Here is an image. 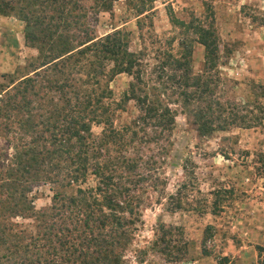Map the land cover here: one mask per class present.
<instances>
[{"label": "trees", "instance_id": "obj_1", "mask_svg": "<svg viewBox=\"0 0 264 264\" xmlns=\"http://www.w3.org/2000/svg\"><path fill=\"white\" fill-rule=\"evenodd\" d=\"M115 1L0 0V15L24 24V44L37 53L22 75L15 72L0 88L1 130L14 138L10 166L0 169L7 196L0 210V264H128L124 252L141 222L143 198L163 183L161 158L175 125L173 105H180L199 137L264 129V106L226 96L232 81L218 71L211 24L173 19L185 37L176 50L171 40L168 49L167 42L153 40L159 48L150 64L151 50L143 44L132 51L124 28L98 36L90 27L88 15L110 14ZM145 2L134 8L138 30L150 11ZM191 31L204 48L197 75L186 38ZM123 74L129 82L116 99L110 83ZM130 102L136 115L115 126L116 113ZM93 126L101 127L99 135ZM151 144L158 161L146 156ZM41 184L51 186V204L35 210L27 195ZM15 219L30 220L32 230ZM185 246L163 254L169 262L181 261ZM217 264L231 263L220 257ZM257 264H264L262 248Z\"/></svg>", "mask_w": 264, "mask_h": 264}, {"label": "rangeland", "instance_id": "obj_2", "mask_svg": "<svg viewBox=\"0 0 264 264\" xmlns=\"http://www.w3.org/2000/svg\"><path fill=\"white\" fill-rule=\"evenodd\" d=\"M146 1L144 6L150 11L142 30L134 17L140 0H117L110 14L91 12L88 23L98 36L124 28L130 33L132 51L143 44L151 50L146 59L150 64L156 63L152 53L159 48L153 40L167 42V49L171 40L176 50L177 42L185 37L173 19L195 26L211 24L219 44L218 71L222 79L232 81L226 96L237 103L264 106V0ZM23 29L17 18L0 15V88L15 72L22 75L37 54L25 46ZM186 34L192 47V72L197 75L202 71L204 48L195 42L193 31ZM128 82L124 74L112 80L110 89L116 99ZM172 109L175 125L167 155L161 158L163 183L145 194L141 222L124 259L128 264H217L220 257H227L231 264H257L260 248L264 250V129L233 128L199 137L180 105ZM135 115L130 102L125 111L116 113L114 124H124ZM1 129L0 125V169L4 172L10 166L14 138ZM92 132L99 135L101 127L93 126ZM150 147L152 152L146 156L158 161L155 146ZM52 194L49 184H41L27 196L35 210H42L50 206ZM6 197L4 188L0 189V210ZM13 222L32 230L30 220ZM182 244L186 245L182 260L169 262L165 250Z\"/></svg>", "mask_w": 264, "mask_h": 264}]
</instances>
